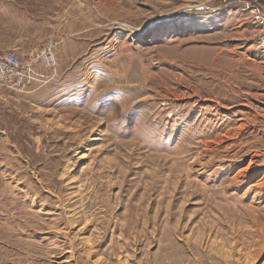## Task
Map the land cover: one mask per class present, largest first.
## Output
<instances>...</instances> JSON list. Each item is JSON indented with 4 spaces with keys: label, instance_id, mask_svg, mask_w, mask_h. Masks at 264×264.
Here are the masks:
<instances>
[{
    "label": "rangeland",
    "instance_id": "obj_1",
    "mask_svg": "<svg viewBox=\"0 0 264 264\" xmlns=\"http://www.w3.org/2000/svg\"><path fill=\"white\" fill-rule=\"evenodd\" d=\"M263 43L264 0H0V264H264Z\"/></svg>",
    "mask_w": 264,
    "mask_h": 264
},
{
    "label": "built area",
    "instance_id": "obj_2",
    "mask_svg": "<svg viewBox=\"0 0 264 264\" xmlns=\"http://www.w3.org/2000/svg\"><path fill=\"white\" fill-rule=\"evenodd\" d=\"M257 20L259 16L256 15ZM261 23V21H260ZM262 24V23H261ZM0 64L3 66L2 71H0V77L3 74H13L19 69V61L14 56H8L0 59Z\"/></svg>",
    "mask_w": 264,
    "mask_h": 264
},
{
    "label": "bare ground",
    "instance_id": "obj_3",
    "mask_svg": "<svg viewBox=\"0 0 264 264\" xmlns=\"http://www.w3.org/2000/svg\"><path fill=\"white\" fill-rule=\"evenodd\" d=\"M264 44V43H263ZM25 122V121H24ZM16 123V122H15ZM26 126V125H25ZM211 153H209V152H206V151H204L202 154H201V156L199 157V159L203 156V155H210ZM205 158V157H204ZM204 158L202 157L201 159H203L204 160ZM212 160V157H211V159H209L208 161L209 162H212L211 161ZM205 165H207V164H205Z\"/></svg>",
    "mask_w": 264,
    "mask_h": 264
}]
</instances>
